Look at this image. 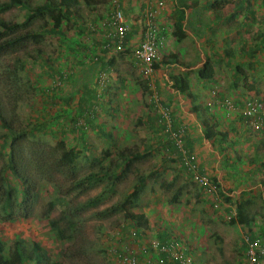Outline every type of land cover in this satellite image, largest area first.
I'll use <instances>...</instances> for the list:
<instances>
[{
  "label": "rangeland",
  "instance_id": "rangeland-1",
  "mask_svg": "<svg viewBox=\"0 0 264 264\" xmlns=\"http://www.w3.org/2000/svg\"><path fill=\"white\" fill-rule=\"evenodd\" d=\"M7 1L0 0V21H23L26 11L18 8L3 9ZM30 1L32 5L35 4L34 0ZM89 2L86 4L84 0H79L75 24L72 19L59 22L49 16L44 20L38 18L29 25L36 36L29 38L17 51L0 55V106L10 124L17 129L24 130L28 123L45 121L49 128L55 130L58 136L39 135L47 141L46 157L61 137V131L65 130L62 136L66 145L75 146L80 153L77 159V178L100 172L99 176L103 180L98 186L83 193L78 190L69 191L71 180L58 174H53L54 180L49 179V162L40 163L41 160L35 161L28 156L26 169L38 187L34 212L31 217L14 222L0 219L4 256L8 257L15 242L19 241L24 253L22 264H120L121 255L128 254L136 255L141 264H148L147 260L159 257V253L151 249L150 240L157 232H166L171 239L180 241V247H187L185 253L198 256L196 264H201L199 256L203 257V264H245L241 244L245 229L241 225L231 224L226 216L231 210L230 205L236 206L237 203L231 192L243 185L239 178L234 184L235 175L242 174L238 171H244L247 159L262 160L259 158L262 152L256 143L252 145L247 142L246 160L242 159V168L235 171L227 167L229 152L221 145L225 143H220L217 151L221 155L214 158L208 148L201 152L192 150L200 168L216 186L214 192L207 193L192 180L177 149L170 147L165 137L160 142L162 132L159 127L150 128L145 120L155 114L157 103L165 101V94L158 89V85L163 82L162 86L166 87L169 83L159 77L163 74L161 68L170 66L187 71L195 84L198 70L204 62L210 61L215 67V74L217 71L218 75L214 77L220 87L211 81L208 90H212L211 95L220 103L231 99L241 108L242 99L238 100V97L246 95L247 99L261 98L264 101V92L260 86L264 83V60L261 56L256 58L257 55H264V0L187 1L190 24H186L185 37L182 40L174 38V49L171 46L164 48L163 61L154 67L153 83L149 84L150 77L147 78L129 51L112 54L111 58L107 56L109 59L106 65H111L113 72L104 88L105 92L101 90L105 93L100 102L102 112L89 118L87 123L84 118L80 119L83 126L78 124L76 131H72L71 126L64 127L71 117V110L59 103L54 106L56 110L52 111L48 101H44L49 99L50 93L58 95L72 91L73 75L76 81L81 69L88 63L95 64L91 76H96L98 69L103 67V64L93 62V57H100L104 23L112 10L113 0ZM140 2L132 3L131 6L126 3L124 6L131 28L142 26L143 8ZM167 2L170 13L165 20L168 23L164 24L170 26L168 33H171L176 17L173 10L175 0ZM50 27L62 30L63 36L43 32ZM138 43L133 41L127 48L133 49ZM185 46L191 52L187 53ZM171 58L179 64H169ZM254 58H260L262 62ZM183 67L193 68L188 70ZM78 71L80 74L77 75ZM62 72L67 74L68 79L55 88L54 81ZM173 73L179 72H168L169 78ZM128 77L130 83L125 82ZM87 81L97 87L93 77ZM55 89L57 91H53ZM76 91L77 88H73L75 97L70 101L74 108L78 99ZM228 92L232 94L228 95ZM152 99H156V103ZM188 110L193 111L190 108ZM245 121L252 130L264 127L253 119ZM6 133L0 121V153L9 151L10 138ZM232 141L234 145L235 140ZM132 156L135 159L129 173L117 179L114 174L120 173L123 160ZM46 157L42 161L52 159ZM219 157L224 167L217 164ZM215 164L222 171L223 177L216 173ZM107 169H110L108 175H113L110 178L102 173ZM9 181L15 183L11 174ZM260 181L262 179L258 176L253 177L252 181L244 183L245 190L242 191L248 192L246 195L251 197L246 208L253 222L264 220V186L260 187ZM136 187L141 189L140 196L129 210L143 214L147 226L131 222L123 212L105 218L96 215L98 211L123 201ZM103 190L107 191L102 202L95 207H82L87 200ZM240 200L247 201L244 198ZM51 220L58 222V226L64 229L63 236L57 235L50 225ZM124 225L131 226L127 232L121 230ZM35 242L41 246V253L44 252V258L40 261H35L32 248Z\"/></svg>",
  "mask_w": 264,
  "mask_h": 264
},
{
  "label": "trees",
  "instance_id": "trees-1",
  "mask_svg": "<svg viewBox=\"0 0 264 264\" xmlns=\"http://www.w3.org/2000/svg\"><path fill=\"white\" fill-rule=\"evenodd\" d=\"M175 1L176 3L174 12H176V17L172 26V30L174 33V37H176V40H182L185 37L184 24L187 20L188 9L186 3L189 0ZM34 2L35 4L32 5L30 0H8L3 6V9L18 8L24 10L26 11V17L23 21H0V55L6 52L17 51L29 38H33L34 35L36 36V33L33 30L29 29V25H31L38 18H43L44 20L47 16H49L55 21L59 22L68 21L71 19L74 24L75 22H77L75 11L78 8L79 0H34ZM84 2L86 4L87 2L90 3L89 0H84ZM173 15H175V13ZM43 32H47L53 35L55 34L61 37L63 36L62 30L55 29L53 27H50V29H45ZM126 41V50L129 51V54H131V48H127L128 38ZM173 58L169 59L168 63L179 64L178 61ZM110 62L111 64H113L112 60H110ZM103 63L104 62H102L101 60L99 61V63L96 62V64ZM84 65L85 64H83L82 66ZM87 68V70H90L87 73L88 76L85 75L84 69H81V74L79 75L77 83L75 85L77 88L75 94L78 95L75 106L76 109L70 104V101L73 99V97H75L73 96V91H67L66 93L61 94L58 93V95L53 92L48 94V100H43L44 102L48 101L47 104L52 111L56 110L54 106L59 103L64 104L63 107H67L71 110V117L67 119L68 125L64 124V127L71 126L72 131H76V126L78 124L80 126H83L80 119L84 118V120H86L85 122L87 123V121H89V118H94L96 114L102 112L103 108V106L101 105V100L104 97L105 93H103V91H99L98 83L94 77L93 78L96 82L97 87L89 84V81L87 80L91 78L89 77V75H91L92 69L90 66ZM214 74L215 68L210 61L204 62L202 67L197 72L198 77L201 80L205 81L212 79L214 77ZM170 78L172 81L171 88L175 92L190 95V84L184 74L173 73L170 75ZM53 91H57V89ZM152 96L154 97V95ZM154 102L156 103V99L154 100ZM0 121L3 127L7 130V136L10 138L9 151L0 153V214H2L0 216V219H2L3 221L14 222L19 219H27L31 217L32 212H34V204L37 197L38 187L32 175L26 169V159L28 156L33 157L35 161L41 160L40 163L49 162L47 163L48 168H50L48 170V172L50 173L49 179L54 180V175L58 174L62 176V178L71 180V188L69 189V191L78 190L80 193H83L90 188L98 186L102 182L103 178L99 176L100 172L89 173L82 179L77 178V159L79 158L80 153L79 151H77L75 146L66 145V142L64 141L62 136L65 133V130L61 131V137L57 139L55 147L51 149L52 151L49 152V156L46 157L47 150L45 149V145L47 144V141L40 138L39 135L45 134L58 136V134L55 132V130H53V128H49L45 121L28 123V126L24 130L17 129L12 124H10V120L7 119L6 115L3 113L1 106ZM156 123L157 127L161 129L158 124V120L156 121ZM51 130L52 132H50ZM98 131L104 134V131L101 128H98ZM224 135L225 133H222L221 131H215L213 127L204 130V136L208 140H212L216 136L222 137L223 140ZM169 145L170 147L173 146L171 144ZM45 157L48 159L52 157V159L50 161H42ZM133 159H135L134 156L127 157L123 160L124 164L122 163L123 168H121L120 173L114 174L117 179H122L129 173L133 164ZM109 170L110 169H107L102 172L104 176L108 175ZM9 174L14 176L15 183L9 181ZM111 176L113 175H108L109 178ZM106 191L107 190H103V192L99 193L97 196L90 198L89 200H87V202H85V204H83L82 207L86 209L88 207L97 206L100 202H102ZM140 192L141 189L139 187H136L131 193L128 194V196L123 201L98 211L96 215L99 218H105L116 213L123 212L127 215L131 222L135 221L142 225V227L147 226V221L143 214H135L129 210V208L133 207V205H135V202L139 199ZM247 205H249L248 201H237V217L234 220H231L230 223L241 225L245 229V231L247 230L251 233L254 229V227H252L254 222L250 214L247 212ZM50 225L56 231L59 237L64 235V229L58 226V222L51 220ZM128 227L131 226L124 225L122 226L121 230L123 232H127ZM157 237L162 242L169 241V237L166 232L157 233ZM32 248L35 252L34 256L36 260L40 261L42 258H44V252L41 253L40 250L42 249L38 243H33ZM4 252L5 245L0 239V264L23 263L24 253L19 246V241L15 242L14 249L8 255V257L4 256ZM159 256L163 258L164 264H174L175 262L171 260L165 253H160ZM202 258H198L199 263L201 264H203V260H201ZM138 264L141 263L139 262ZM193 264H196V259H194Z\"/></svg>",
  "mask_w": 264,
  "mask_h": 264
},
{
  "label": "built area",
  "instance_id": "built-area-1",
  "mask_svg": "<svg viewBox=\"0 0 264 264\" xmlns=\"http://www.w3.org/2000/svg\"><path fill=\"white\" fill-rule=\"evenodd\" d=\"M164 8L163 1H147L142 13V38L139 44L133 48V58L147 78L150 77V83H153L154 67L157 62L162 60L163 50L165 47L166 34L170 31V26L160 23V10ZM131 21L124 11V6L121 0H113V7L110 11L105 25L104 39L100 47V57L95 55L93 62H107L112 54H121L126 52V40L128 38ZM162 25V26H161ZM128 45V44H127ZM109 56V57H107ZM110 66H103L96 72L98 88L104 90L107 86V81L113 71ZM67 74L55 79L53 86L61 85ZM222 106L227 118H232L234 113H242L247 119H253L258 125H264V101L261 98L246 99L243 106L238 105L231 99H226ZM158 115V124L161 127V132L165 140L175 147L181 157L182 163L192 180L203 187L207 193L214 192L216 186L210 179L209 175L203 172L198 163V158L195 153L190 150L186 144L187 125L177 122L169 105L157 103L155 106ZM231 210L227 214L228 221L234 220L237 217L236 206L230 205ZM134 234V232H131ZM150 240L151 249L160 253H165L174 264H193L194 257L191 254L185 253L187 247H180V241L169 238L168 242H162L158 237L153 236ZM242 246L245 250L247 264H262L264 262V237L253 232H242ZM120 264H138L139 259L134 254L121 255L119 258ZM148 264H164L162 257H157L155 260H147Z\"/></svg>",
  "mask_w": 264,
  "mask_h": 264
},
{
  "label": "crops",
  "instance_id": "crops-1",
  "mask_svg": "<svg viewBox=\"0 0 264 264\" xmlns=\"http://www.w3.org/2000/svg\"><path fill=\"white\" fill-rule=\"evenodd\" d=\"M137 1L140 2L141 0H121V4H122V6H126V3H127V6H131L132 3H137ZM147 1L148 0H142V2H140V6L142 8H144V6L147 4ZM151 1L153 2V4H154V1H156V2L163 1L164 2V8L160 10L159 21H160V23H168V21H165L168 19L167 17L169 16V13H170V8L168 5L169 3L167 2L168 0H151ZM170 1L172 2V0H170ZM175 3H176V1H175ZM173 10H175V9H173ZM188 18H189V16L187 15V20L184 24V29L186 27V24H188V23L190 24V22H188ZM185 31H186V29H185ZM142 33H143V30H142V27H140V26L131 28V30L129 31V34H128V44L130 45V43L133 41L139 42L142 38ZM174 38L175 37H174L173 30L171 31V33L167 32L166 40H165L166 43H165L164 48L167 49L168 46H171L174 49ZM130 40H132V41H130ZM185 47H186L187 53H188L190 48L188 46H185ZM247 50H249V49L247 48ZM189 52H191V51H189ZM248 54H250V51H248ZM259 56H261L262 59L264 60L263 54L257 55L256 58H258ZM256 58H254L253 60H257ZM243 60H245V58ZM257 61L262 62L260 58ZM262 63L264 65V61ZM90 64L92 65L91 62H90ZM90 64L88 63V65H86L84 67L85 75H87V73L90 71V70H87L88 69L87 67L90 66L92 70L94 68V66L93 65L91 66ZM176 65H178V64H176ZM103 66H109V65H106V62L104 61ZM187 68H188V70H191L193 67H183V69H187ZM160 71H163L162 72L163 74L160 75L159 79L164 80L165 82H168L169 85L165 87L164 85L162 86L163 82H159V85H158L159 88L158 89H161V91L165 94L164 95L165 96V98H164L165 103L170 106V108L174 114L175 120L177 122L185 123L187 125L188 128H187V134H186V144L191 150L201 152L202 149L208 148L207 150H209V153L214 158L215 156L221 155L220 151L219 152L217 151V148L220 149V143L221 142L225 143V144H221V145L224 148L228 149V152H229L228 160H227V167L229 166L230 168H234L233 171H235L238 168H242V166L240 164L241 160L242 159L246 160L245 154H247L246 152H248L247 151L248 150L247 145H246L247 142H251L252 145L256 143L257 148L259 149V151L262 152L261 155H259V158L260 159L262 158V160L258 161V160L251 159V158L249 160L247 159V164L244 167V171H238L242 174L235 175V177L233 179L234 184H235L236 180L237 181L240 180L243 185L240 188H238V190L234 189L231 192L232 197H234L233 198L234 202L236 200L239 201L240 198H244V200H247V201L249 199H251V197H248L246 195V194H248V192H246V191L242 192L243 190H245L244 189V183L245 182L249 183L250 181H252L253 177L258 176L259 178L262 179V181L259 182L260 187L264 186V182H263L264 181V127L258 126L260 128L259 130H255V129L252 130V128H249L247 123H245L246 122L245 120H247V118L242 113H239V112L234 113L232 118L226 117L224 108L222 106L223 102L220 103V101L217 100L216 97H213V95H211L212 90L211 89L208 90V87H210V85H211V81H215V77H213L214 79L212 78L208 81L201 80L198 77V79L196 80V82L194 84V82H192V79L189 78V75H187L188 74L187 71L181 70L180 67L179 68H177L175 66L174 67L170 66L167 68L164 67V68H161ZM170 71H172V72L178 71L179 73H182L187 77L189 84H190V95L180 94L178 92H175L171 88L172 81H169V79H171V78H169V76L167 74ZM78 74H80V71L77 72V75ZM217 75L218 74L216 71V74H214V76H217ZM223 75H225V73H223ZM87 76H85V77H87ZM85 77H83V78H85ZM89 77L92 78L94 76L89 75ZM65 82H66V80H65ZM71 82L72 83L74 82L72 84V87L70 88L73 91V88H76L75 85L77 83V80L75 81L74 75H73V80ZM125 82L130 83L129 77L126 78ZM214 83H216V85L219 86V83H217L216 81ZM224 84H225V82H224ZM121 85H122V83H121ZM260 86L264 92V83ZM211 87H214V85H212ZM233 91L237 92L239 90H233ZM252 92L255 93V91H252ZM252 92H249V93H251L250 94L251 96H254ZM231 94H232V92L231 93L228 92V95H231ZM260 95H262V94H260ZM238 98H239L238 100L242 99L241 100L242 104H240V105H244L245 100L247 99V95L241 96ZM189 108L192 109L193 111H189L188 110ZM157 120H158L157 114L155 112L154 115H149L147 117V120H145V121L147 122V125H149L150 128L153 127L156 129L157 128V123H156ZM210 127H213V129L215 131H221L222 133H225L223 140H222V137H219V136H216L212 140L206 139L204 136V130H207ZM235 128L238 131V133H236ZM163 137L164 136H162V134H160V142L163 140ZM255 138H257L256 139L257 141H254ZM231 139L235 140L234 145L232 144L233 141ZM245 139L247 141L242 142ZM169 144H171V143H169ZM147 150H149V148ZM219 159H220V157H219ZM220 162H222L221 159H220L219 163L217 162V164L220 165L221 167H224L223 164ZM217 164H215L216 165V168H215L216 173H219V175H221V177H223V173L221 170H219V167ZM238 178H239V180H238ZM262 199L264 201V196L262 197ZM252 227H254V229L252 230L253 234L256 233V234H259L260 236L264 237V220H261V221L255 220ZM157 233H159V232H157ZM155 237H157V235ZM243 250H244V247H243ZM243 252H244V256H245V250ZM196 257H198V256L194 255V259H196ZM245 260H246L245 264H247L246 256H245ZM35 261H38V260H35ZM262 264H264V262Z\"/></svg>",
  "mask_w": 264,
  "mask_h": 264
},
{
  "label": "clouds",
  "instance_id": "clouds-1",
  "mask_svg": "<svg viewBox=\"0 0 264 264\" xmlns=\"http://www.w3.org/2000/svg\"><path fill=\"white\" fill-rule=\"evenodd\" d=\"M140 42V41H139ZM139 44V43H138ZM137 46V45H136ZM131 50H133V49H131ZM111 66V65H110ZM112 67V66H111ZM62 73H65V72H62ZM69 77H70V75H69ZM71 78V77H70ZM68 79V78H67ZM161 130V129H160ZM189 148V147H188ZM190 149V148H189Z\"/></svg>",
  "mask_w": 264,
  "mask_h": 264
}]
</instances>
